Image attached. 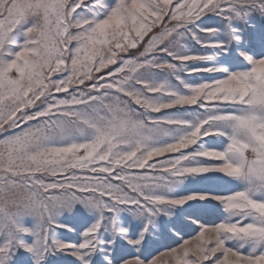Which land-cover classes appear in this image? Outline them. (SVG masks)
Here are the masks:
<instances>
[{
  "label": "snow or ice",
  "instance_id": "1",
  "mask_svg": "<svg viewBox=\"0 0 264 264\" xmlns=\"http://www.w3.org/2000/svg\"><path fill=\"white\" fill-rule=\"evenodd\" d=\"M0 264H264V0H0Z\"/></svg>",
  "mask_w": 264,
  "mask_h": 264
},
{
  "label": "rangeland",
  "instance_id": "2",
  "mask_svg": "<svg viewBox=\"0 0 264 264\" xmlns=\"http://www.w3.org/2000/svg\"><path fill=\"white\" fill-rule=\"evenodd\" d=\"M213 219H214L213 217H209V218H208V222L211 223ZM68 238H69V239H73V240L75 239V237L72 236V235H69Z\"/></svg>",
  "mask_w": 264,
  "mask_h": 264
}]
</instances>
